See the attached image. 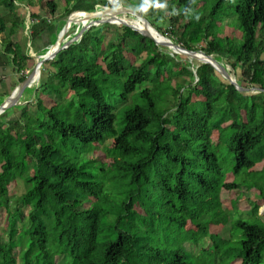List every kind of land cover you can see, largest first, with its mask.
Segmentation results:
<instances>
[{"label": "trees", "instance_id": "16d2710c", "mask_svg": "<svg viewBox=\"0 0 264 264\" xmlns=\"http://www.w3.org/2000/svg\"><path fill=\"white\" fill-rule=\"evenodd\" d=\"M81 1L104 3L101 8L107 2L0 0L3 47L19 81L33 65L20 45L26 26L21 9L30 10L31 19L61 18V29ZM179 1L180 44L214 54L227 68L229 63L248 89H237L209 63L196 68L189 56L162 51L163 45L128 25L107 22L86 30L43 64L44 76L27 88L39 93L33 109L18 104L0 114V264H58L61 256L67 264H142L146 257L188 264L183 243L203 236L219 248L225 239L211 228L220 225L221 231L229 226L242 233L238 264L262 261L264 223L240 216L223 225L227 216L219 217L242 209L240 193L251 194L240 190L243 181L227 178L232 163L236 175L257 163L264 171V0L236 6L240 47L213 34L216 7L204 25L194 11L196 0ZM148 6L141 3L140 10L150 12ZM73 25L68 36L82 26ZM182 72L189 78L185 84ZM107 95L130 104L122 109L120 130ZM133 96L141 101L132 102ZM17 109L19 116L10 119ZM96 145L104 158L95 153ZM223 145L228 156L220 157ZM79 146L89 147L85 156ZM15 183L25 192L11 194ZM262 186L255 182L248 189L257 188L264 199ZM228 194L239 196L224 208L222 195ZM163 217L169 229L184 232L182 242L168 235L158 242Z\"/></svg>", "mask_w": 264, "mask_h": 264}, {"label": "rangeland", "instance_id": "374dc122", "mask_svg": "<svg viewBox=\"0 0 264 264\" xmlns=\"http://www.w3.org/2000/svg\"><path fill=\"white\" fill-rule=\"evenodd\" d=\"M221 2V6H218V3ZM241 2V0H196V5L194 8L195 13L199 17H204V25L206 23L211 22V19L209 17V12L216 7L217 10H219V14L217 15V18L219 21L217 22H212L213 25V34L219 39H223L226 36H228L232 42L233 45L236 47H240L243 44V32L242 29L239 25L238 18L236 13H234V10L236 9V6ZM123 3L126 5L130 6L136 13L126 12L123 13L122 16H125L127 20H129L132 24L136 26H140L143 24L142 19L139 17L138 14H141L144 18L148 20V22L151 24L152 27L156 28L157 30L160 29L161 32H167L165 36L169 37L172 39L173 42L180 44V41H182L183 36H181V29L180 25L177 23V20H179L180 17H178L183 8V5L180 3L179 0H157L156 2H152L151 0H123ZM149 4L148 9L150 12H145L144 10H140V4ZM104 4V3H103ZM102 4V5H103ZM108 7V5H106ZM105 7V8H106ZM27 9V8H25ZM22 12L24 9H21ZM30 11V10H29ZM132 11V10H131ZM79 13V12H78ZM73 14L69 15L71 17ZM31 18L29 12L27 11V18ZM177 18V19H175ZM69 19V18H68ZM73 19V18H71ZM75 19H73L74 21ZM181 23H183V20H180ZM74 24V23H73ZM72 24V27L68 30L66 34V42L70 41V39L74 36H68L70 34L71 30H73L74 25ZM154 26H153V25ZM117 25V24H116ZM119 24L118 26H120ZM144 25V24H143ZM122 27L123 24L121 25ZM131 27V26H130ZM132 28V27H131ZM62 29V28H61ZM76 31V30H75ZM152 31L160 38L166 40L161 34H158L153 28ZM58 33L54 34L52 36V41L53 43L57 41L58 39ZM212 38V37H211ZM159 40V39H158ZM258 42H260V37H258ZM182 45V44H181ZM51 46V45H50ZM162 45H160L161 47ZM170 48L166 46H162L161 50L166 51L171 53L172 50H169ZM173 53V52H172ZM45 54V53H44ZM42 54V56L44 55ZM178 57H186L182 53H174V56ZM214 55V54H213ZM31 56V55H30ZM215 56V55H214ZM31 58V64L34 62V57L32 56ZM264 59V54L261 57ZM184 60V58H182ZM190 61L195 63V66L202 63L199 59H193ZM225 62V60H224ZM182 65L180 64L177 70L182 69ZM226 65L228 66L229 69H231L233 76H235V72L232 68V66L226 62ZM195 68V69H196ZM192 69V68H191ZM194 69V70H195ZM44 70L46 68L41 67L40 73L37 75L35 82L32 83V86L37 85L39 80L44 76ZM31 71V70H30ZM29 75V74H28ZM188 76L185 72H182L179 74V80L182 84H185L188 80ZM55 86H59L58 84H55ZM252 88V87H250ZM116 92L120 91V88H115ZM256 92V89L252 88L250 89V93ZM39 93L36 90H29L27 89L24 93L23 98L25 97V101H20L19 104H31L30 107L33 109L35 106V97H37ZM73 94H69V97H72ZM108 100L111 101L116 105V122H115V127L117 130H120L123 126V114H122V109L123 107H127L130 104L129 103H121L118 98L115 95H107ZM6 97L0 96V104L5 100ZM46 98V97H45ZM59 99V98H58ZM132 102L133 101H138L140 102L141 100L136 99L135 96L131 97ZM29 101V102H27ZM89 102V100H87ZM48 104V103H47ZM50 104V103H49ZM24 105H19L18 108L21 109L23 108ZM20 110L13 111L11 116H9L10 119L15 118L16 116H19ZM3 114V113H0ZM108 145L111 144L110 140L107 142ZM80 152L82 156L84 155V152L89 149V147H84V146H79ZM219 155L220 157L228 156V148L226 146H221L219 149ZM96 154L102 155V157H105V153L102 149L101 145H96L95 149ZM224 156V157H225ZM231 161V160H230ZM227 164V162H226ZM234 163H232L231 168L228 169L227 173V178L232 180V181H243L244 184L242 188L240 189L241 191L243 190H251V194L248 195L245 193H240L239 199H242L245 195V198L240 202V210H244V213L240 212V210H237L238 208H235L232 211H229L227 214H223L219 218H225L226 216V221H222L223 225L230 223L231 220H235L236 218H239L240 216H243L249 221L256 222V223H264V199L262 198L263 195L258 193V186H255L257 188L253 189H248L251 183L255 182H260L263 186L261 187L264 190V171H261V165L257 163L256 167L252 171H243L240 174L236 175L232 171ZM117 187V186H116ZM25 192V188L23 184H12L10 186V193L11 194H22ZM239 195L234 194V195H222V199L224 202V208L230 206V201H235V199ZM162 202V200H161ZM259 205L260 208L256 213L253 212L255 209L256 205ZM228 205V206H227ZM234 207V206H233ZM169 219L166 217H163L159 220L158 223V238H160V241L164 240V237L166 235L169 236L171 240L175 239V236H178L179 238L177 239L178 241L176 244L182 242V238L184 237V232L182 230H175V228H170L169 229ZM225 229L221 231L223 228L222 225H220L218 228H211V231H214V233H217L219 237H223L225 239V242L223 244H219V248L215 246L214 240H210L208 242V237L206 239L202 236L197 242L192 241V240H187L183 243V247L185 248L186 252L188 255L186 256L185 260L188 264H238L240 260H238L237 255L240 251L241 243L240 240L242 238V233L238 230L232 229L230 231L229 226H224ZM5 228V227H4ZM194 229H199L195 227ZM4 229L0 227V232H2ZM209 233V232H208ZM211 235V234H210ZM225 237V238H224ZM40 262H38L39 264ZM58 264H67L66 257L61 256L59 259ZM142 264H159L156 260L152 258H145L144 263ZM259 264H264V256L262 261Z\"/></svg>", "mask_w": 264, "mask_h": 264}, {"label": "water", "instance_id": "95a60500", "mask_svg": "<svg viewBox=\"0 0 264 264\" xmlns=\"http://www.w3.org/2000/svg\"><path fill=\"white\" fill-rule=\"evenodd\" d=\"M123 9H124V11L128 10L126 7ZM121 12L122 11H118V12H114V14H112V11L109 12L107 9H104L100 12L89 13L87 15V17L83 20L82 26L79 28V30L76 31L75 35L70 39V41L66 42V34H67L69 28L71 27V24L74 23L73 20L68 19L66 21L65 25L63 26V28L61 29V31L59 32L57 41L54 42L53 44H51V46H49L48 50L46 51V53L43 56L38 58L35 66L30 71L29 75L26 76L25 80L20 82L11 91V93L6 97V99L0 104V113L5 112L6 110H8L14 106H17L19 104L20 98L23 95L24 91L26 90L27 87H31L32 83L35 82L36 77H37V72H38V74L40 73L41 67L43 66V64L46 61L52 60L57 55L58 52L67 48L71 44H73L86 30H88L92 26L101 25V24L107 23V22L111 23V24H117L118 23V24L131 26L133 29H136L140 33L152 38L157 44H160V45H163V46L170 48V50H172L173 52L185 54V55L189 56L191 58V60L199 59L200 61H202L204 63H209L226 80H228L230 83L234 84L237 89H239L241 91H246L248 89V88L240 85L238 83L237 79L233 76V73L230 72L229 69L222 62L217 60L213 54H206L202 50L188 49V48L182 46L181 44L173 42L171 38L163 35L161 32H159L156 28L153 27L158 34H161L162 36H164L167 39V40H162V41L158 40L156 38V36H154L151 32H149L147 30H143L140 27L129 22L127 19L121 17L120 16ZM130 12H132L134 14L136 13L134 10H132V11L130 10ZM109 15L110 16L112 15V17L119 18L120 21L117 22L115 20L108 19L107 16H109ZM138 15L142 19V21H143V19H145L148 22V20L146 18H144L141 14H138ZM61 35H63V39L59 40ZM200 55L205 56V58H202V56H200ZM194 73L195 74L197 73L196 69L194 70Z\"/></svg>", "mask_w": 264, "mask_h": 264}, {"label": "crops", "instance_id": "0c3cea01", "mask_svg": "<svg viewBox=\"0 0 264 264\" xmlns=\"http://www.w3.org/2000/svg\"><path fill=\"white\" fill-rule=\"evenodd\" d=\"M101 7L102 5L96 4L95 1L92 4H85L83 1H81L79 5L72 11L71 14H73L74 18L76 19V23L78 22L81 23V21L79 20V16L85 14L88 15L89 13L100 12L103 10V8ZM128 8L130 10H133L131 7ZM23 11H25V13L23 12V14H25L26 16H27V11L30 14V11L28 9L24 8ZM68 18L69 16H67V20ZM107 18L116 20L117 22L120 21L119 18L112 17V15L107 16ZM61 21H62L61 18L56 20L52 19L51 21L49 19L48 21H45L44 19L41 18L31 19L29 17L26 19V26L24 30H22L19 33V39L23 53L31 55V57L32 56L34 57V60H32L34 61L32 63L33 64L32 69L35 66L38 58H40L42 54L46 53L49 46L53 44L52 36L57 33L59 34V32L61 31L60 29ZM139 27L143 30H147L143 24H141ZM3 37L4 35L0 34V96L7 97L21 81H19V74L15 70L12 60L10 59V57H8L7 53L4 50L3 42H2ZM62 39H63V35L60 36L59 40ZM26 69L29 68L27 67L24 70ZM24 93L21 96L20 101H25V99L23 98Z\"/></svg>", "mask_w": 264, "mask_h": 264}, {"label": "built area", "instance_id": "2783aa9c", "mask_svg": "<svg viewBox=\"0 0 264 264\" xmlns=\"http://www.w3.org/2000/svg\"><path fill=\"white\" fill-rule=\"evenodd\" d=\"M107 5H108V9L110 10L111 8H113L114 10H119V11H122L121 13H124V7H123V0H107ZM111 14V13H110ZM84 17L85 15H82V16H79V20L81 21V24L83 23V20H84ZM74 16L72 15L71 17H69L70 20H73ZM83 19V20H82ZM113 20V19H112ZM116 21V20H115ZM74 23H76V19L74 20ZM72 26V24H71ZM80 28V27H79ZM79 28H77V30H79ZM70 29V28H69ZM76 30V31H77ZM23 74H26L28 75L30 73V70L29 69H26V70H23L22 71Z\"/></svg>", "mask_w": 264, "mask_h": 264}, {"label": "bare ground", "instance_id": "6f19581e", "mask_svg": "<svg viewBox=\"0 0 264 264\" xmlns=\"http://www.w3.org/2000/svg\"><path fill=\"white\" fill-rule=\"evenodd\" d=\"M119 10H117V12H118ZM87 17V15L85 14V17H84V19ZM143 24H144V26L146 27V29L149 31V32H151L154 36H156V38L157 39H159V40H164V39H162V38H160V37H158L153 31H152V26L145 20V19H143ZM154 29V28H153ZM155 30V29H154ZM164 37V36H163ZM165 38V37H164ZM167 40V39H166ZM200 56H202V55H200ZM202 58H205V56H202Z\"/></svg>", "mask_w": 264, "mask_h": 264}, {"label": "clouds", "instance_id": "9594fccd", "mask_svg": "<svg viewBox=\"0 0 264 264\" xmlns=\"http://www.w3.org/2000/svg\"><path fill=\"white\" fill-rule=\"evenodd\" d=\"M106 5H107V2H106V4H105V7H106ZM105 7L103 8V10H104V9H107L109 12L112 11V14H114V12H117V11L114 10L113 8H111V9L109 10L107 7H106V8H105ZM123 7H124V8L126 7V6L124 5V3H123ZM126 8H127L128 10H125L124 13L129 12V10H130L128 7H126ZM129 13H130V12H129ZM122 14H123V13H121L120 16L123 17V18H125L124 16H122ZM125 19H126V18H125ZM197 19H198V17H197ZM128 21H129V20H128ZM129 22H130V21H129ZM117 24H118V23H117ZM118 25H119V24H118ZM121 25H122V24H121Z\"/></svg>", "mask_w": 264, "mask_h": 264}]
</instances>
